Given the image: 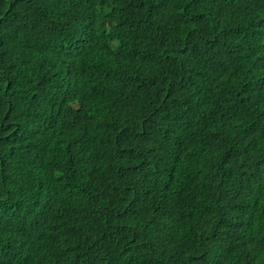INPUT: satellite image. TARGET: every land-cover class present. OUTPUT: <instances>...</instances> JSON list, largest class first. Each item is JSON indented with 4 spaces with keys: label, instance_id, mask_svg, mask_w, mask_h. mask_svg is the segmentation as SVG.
<instances>
[{
    "label": "trees",
    "instance_id": "trees-1",
    "mask_svg": "<svg viewBox=\"0 0 264 264\" xmlns=\"http://www.w3.org/2000/svg\"><path fill=\"white\" fill-rule=\"evenodd\" d=\"M0 264H264V0H0Z\"/></svg>",
    "mask_w": 264,
    "mask_h": 264
}]
</instances>
